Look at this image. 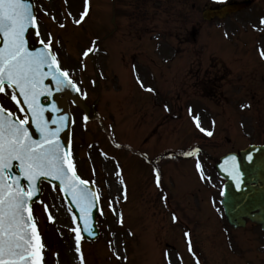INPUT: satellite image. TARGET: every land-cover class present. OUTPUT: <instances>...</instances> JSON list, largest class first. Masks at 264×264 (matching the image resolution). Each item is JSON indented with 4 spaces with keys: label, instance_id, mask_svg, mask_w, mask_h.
<instances>
[{
    "label": "rangeland",
    "instance_id": "374dc122",
    "mask_svg": "<svg viewBox=\"0 0 264 264\" xmlns=\"http://www.w3.org/2000/svg\"><path fill=\"white\" fill-rule=\"evenodd\" d=\"M226 1L233 0H89L77 25L85 0H35L40 31L52 33L61 66L95 104L86 126L72 106V155L97 185L102 209L99 237L81 240L83 264H180L178 255L195 264L186 232L202 264H264V232L225 224L215 169L222 155L264 141V0L204 20V9ZM93 41L97 50L84 58ZM195 148L198 155H186ZM41 200L55 217L34 204L45 264H81L61 191L43 183Z\"/></svg>",
    "mask_w": 264,
    "mask_h": 264
},
{
    "label": "snow or ice",
    "instance_id": "6c2138e0",
    "mask_svg": "<svg viewBox=\"0 0 264 264\" xmlns=\"http://www.w3.org/2000/svg\"><path fill=\"white\" fill-rule=\"evenodd\" d=\"M67 3L68 0H65ZM34 8L32 0H0V264H45L46 244L33 211V204L38 202L44 181L52 184L53 191L59 188L78 210L72 216L77 227L71 231L75 233V252L83 264L82 233L92 232L94 210L102 212L98 204L100 194L91 186L94 181L82 179L78 174L71 146L62 139V133L74 121L63 114L50 118L49 113H61L62 109L55 100L43 103V99L65 89L77 93L81 90L72 79L71 70L61 66L52 33L40 31V21ZM45 14L50 15L47 10ZM88 14L89 0H85L84 11L78 19L73 17V22L80 25ZM67 17H72L70 11ZM51 18L56 20L55 15H51ZM260 23L264 25V18ZM60 27L66 25L60 23ZM30 30L39 39L40 47L30 48ZM96 50V42L93 41L82 55L87 58ZM260 55L264 57V48L260 50ZM137 80L147 91H155L145 86L139 76ZM5 97L15 103L16 112L4 106ZM189 111L191 114V109ZM88 119L85 115V126ZM193 119L200 131H206L201 127L198 115ZM32 129L38 133V137L34 136ZM207 135L211 136L212 132L208 131ZM199 152L200 149L195 148L186 155H198ZM229 159L236 161L235 156ZM248 159L251 161L252 156L249 155ZM196 167L201 179H208L199 160ZM13 168H18V173ZM117 175L120 176V173ZM229 175L239 189L243 174L238 164H233ZM157 184H160L158 171ZM39 202L48 213L49 221L54 222L49 205L42 200ZM112 210L116 211L115 208ZM69 211H72L71 207ZM119 215L123 223V216ZM173 219L175 221L178 217L174 214ZM185 236L188 238V251L195 256L190 233L186 232ZM177 258L183 264V257L178 255ZM169 264H172L171 258ZM196 264H200L198 256Z\"/></svg>",
    "mask_w": 264,
    "mask_h": 264
},
{
    "label": "water",
    "instance_id": "95a60500",
    "mask_svg": "<svg viewBox=\"0 0 264 264\" xmlns=\"http://www.w3.org/2000/svg\"><path fill=\"white\" fill-rule=\"evenodd\" d=\"M34 3V1L32 0ZM248 3H233L225 6L221 9L208 10L204 13L206 19H213L216 16L225 17L228 13L243 8ZM35 11V8H34ZM36 12V11H35ZM33 32L30 30L28 33L29 46L32 49L40 47V44H36L33 39ZM68 98H71L74 104L80 106L82 109L89 112V107L85 104L80 93L73 91L72 89H65L63 92L54 93L53 97L43 99V103L48 104L50 100H55L58 106L62 109L61 113L51 112L50 118H57L59 115H68L71 118L69 110ZM71 126L62 133V139L70 144L71 139ZM34 136L38 137V133L32 129ZM252 156V160L248 159V156ZM235 156L236 161L233 162L229 157ZM236 163L239 166L242 175L241 187H236V182L231 178L229 173L233 170V164ZM216 168L219 174L226 179L225 187L223 190L222 204L227 220L234 227L245 226L246 219L261 225L264 230V145H250L244 150H241L239 154L229 153L222 157L217 163ZM13 171L18 173L17 168H13ZM95 190V185H91ZM40 198H37V200ZM70 205L75 212L78 210L74 204L71 203L70 198H67ZM99 204V201H98ZM99 210H94L92 216V232H83L89 240H94L98 235V229L96 226V215ZM82 224V222H81Z\"/></svg>",
    "mask_w": 264,
    "mask_h": 264
}]
</instances>
